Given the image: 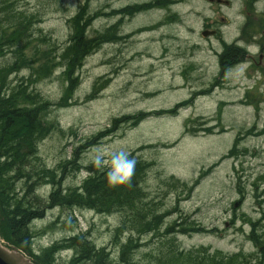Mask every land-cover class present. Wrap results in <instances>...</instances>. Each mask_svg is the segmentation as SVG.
<instances>
[{
  "label": "rangeland",
  "instance_id": "1",
  "mask_svg": "<svg viewBox=\"0 0 264 264\" xmlns=\"http://www.w3.org/2000/svg\"><path fill=\"white\" fill-rule=\"evenodd\" d=\"M83 1L13 0L16 10L33 19L31 41L24 53L38 57L35 49L47 48L58 53L71 33L68 19ZM147 1L90 0V11L103 14L91 23L88 36L112 25L117 35L114 42L104 43L85 57L76 71L77 85L70 105H54L66 86L59 66L51 76L34 83L27 82L35 78L28 68L10 75L12 85L26 83L29 90L52 103L47 117L59 124V129L37 142L36 160L27 165L38 167L40 162L56 168L61 176L59 162L72 159L73 150L100 129L112 130L115 125L112 134L106 138L98 135V142L80 154L82 163L98 160L109 167L117 152L133 153V158L149 163L143 186L152 201L148 208L168 212L162 225L176 222V230L186 218L185 222L201 227L190 233L174 232L180 248L202 245L210 252L242 251L257 258L259 250L248 237L251 226L246 220L256 222L258 233L264 231V55L260 73L251 68L254 62L250 59H257L264 51L239 38L247 17L264 18V0L250 5L244 0H228V5L178 0L168 9L151 8L132 16L116 11ZM171 13H177L179 19L167 21ZM211 28L218 30L216 35L200 34ZM222 40H237L249 52L241 56V63L219 74L216 53ZM13 60V52L8 51L0 58V66ZM138 115L143 116L135 120ZM71 168L67 164L63 188L85 176L83 170L74 172ZM50 188L45 187L46 194ZM44 199L42 212H36L38 217L29 222L37 230L45 228L38 235V248L89 231L94 242L115 250L129 235L121 232L115 240L114 228L124 216L132 220L134 213L102 215L54 200L46 204ZM48 224L52 226L47 228ZM137 233L132 230L130 236ZM162 234L138 233L140 246L134 249L133 257L139 264L154 262Z\"/></svg>",
  "mask_w": 264,
  "mask_h": 264
},
{
  "label": "trees",
  "instance_id": "2",
  "mask_svg": "<svg viewBox=\"0 0 264 264\" xmlns=\"http://www.w3.org/2000/svg\"><path fill=\"white\" fill-rule=\"evenodd\" d=\"M251 1L247 0L246 2L250 4ZM89 2L90 0H84L80 3L76 12L68 19L71 33L68 41L58 53L53 54L56 51L55 48H47L45 51L35 49L34 54H38V57H34L33 54L28 57L24 51L31 41L28 38L30 37L29 27L33 23L32 16L16 10L13 0H0V20L6 21V24L0 27V58L8 51L13 52L15 57L13 61L0 66L1 236L9 244L30 256L36 264H51V256L54 255L48 253L51 251V246H53L54 252L58 251L55 255L64 248H67L68 251L73 250L72 256L73 252L70 255L67 253L68 251L64 254L71 256V258L62 257L61 264H139L136 259L132 260L131 258L134 249L140 246L137 242L138 233L158 235L161 232L163 234L157 252L154 253L152 264H264V231L258 233L256 222L250 219L246 220L251 226L248 237L259 250L257 258L242 251L232 254H225L220 250L210 252L207 247L202 245L195 247V249H180L176 243L174 232L190 233V231L201 227L195 226L192 222H185L186 218L182 220L183 223L176 230L174 229L176 222H173L174 225L164 227L162 219L168 212L162 214L150 210L152 201L146 195L143 196V192L137 191L135 180L129 179L125 183L110 184L106 176L109 171L108 165L102 166L98 160L87 164L80 161V154L98 142L95 139L100 135V132L87 138L83 144L74 149L72 159L59 162L58 168L62 170L61 176H57L59 170L43 166L39 161L41 166L29 168L27 163L33 162L32 159L36 160L37 142L56 128L59 129V126L57 121H52L47 117V110L50 109L52 103H49L37 91L29 90L26 83L20 81L12 85L9 77L18 73L21 67L27 66L32 68L34 71L32 77H35L28 78L27 82L34 83L52 73L54 68L59 66L62 69L61 76L66 81V86L54 105L57 107L70 105V99L77 85L78 75L76 71L81 67L85 57L104 43L114 42L117 35L115 25H112L105 28L103 32L96 30L97 32L88 36L91 23L103 14L101 11H90ZM170 3L171 0H154V8L167 9ZM151 6V2H147L133 7H124L120 12L123 16H132L136 12L150 9ZM168 16V19H172L171 15ZM258 20L248 18L246 27L253 28L254 33H257L258 29L264 27V18ZM35 21L38 20L35 19ZM246 35H250L249 32H246ZM240 53L242 54V49H240ZM236 55H239V47L235 44H224L222 52L219 54L220 66L223 67L231 57ZM91 96L92 94L89 95V97ZM166 112L169 111L166 110ZM142 116H136L135 120ZM115 128L114 125L112 130H105V135L112 134ZM67 164L71 165L72 171L80 172L83 170L85 176L71 187L63 188L61 180L68 172ZM148 165V162L136 159V166L131 177H142ZM173 181L179 183L177 180ZM261 183H264V179ZM47 185L51 187L50 194H46L44 190ZM36 186V191L42 195L32 194L31 189H35ZM42 197H45L46 204L48 201V204L53 203L54 200L60 205L83 207L100 214L134 213L132 220H128V217L124 216L121 224L114 228L115 240L119 239V233L129 232V235L120 244V246L122 245L120 253L108 252L104 245L102 247L93 245L88 240L89 231H87L65 237L59 243L53 242L50 247L47 246L44 251H41L45 257H40V252H35L31 248V240L28 239L30 236L28 232L27 234L25 232L30 227L29 222L38 217L39 212H41ZM62 200L68 202L63 204ZM121 210L123 211L121 212ZM33 211L39 214L34 215L36 212ZM184 224L185 226H183ZM51 226L48 224L46 227L50 228ZM262 226L264 228V224ZM2 227L8 231V234L3 231ZM132 230L138 232L136 237L130 236ZM261 230L263 229L261 228Z\"/></svg>",
  "mask_w": 264,
  "mask_h": 264
},
{
  "label": "bare ground",
  "instance_id": "3",
  "mask_svg": "<svg viewBox=\"0 0 264 264\" xmlns=\"http://www.w3.org/2000/svg\"><path fill=\"white\" fill-rule=\"evenodd\" d=\"M172 4V3H171ZM172 15H175V13H172ZM0 27L1 26H4L5 24H6V21L5 20H0ZM238 51V50H237ZM237 56V55H236ZM236 56H233V57H231L230 59H229V61H228V63H226L224 66H223V72H226V71H228L229 69H230V67H231V65L233 64V62L235 61V59H236ZM13 58H15L14 56H13ZM24 68H28L31 72V74H33L34 75V71L32 70V68L31 67H21L20 69H19V71H22ZM18 71V72H19ZM52 75V73H50L49 75H47V76H45V77H43V78H41V80L42 79H45V78H47V77H49V76H51ZM36 76V75H35ZM57 121V120H56ZM57 125H59L58 124V121H57ZM98 132H100V137H101V135H102V137H105L106 138V136L107 135H109V134H106L105 135V128H103V129H100V131H98ZM101 137V138H102ZM38 141V140H37ZM36 141V142H37ZM129 155H130V158H133V153H129ZM135 159V158H134ZM136 160V159H135ZM130 179H132V180H135V185H136V189H137V191L138 192H143V196L144 195H146V190H145V188H144V186H143V175H142V177H131ZM37 190V186L35 187V190H34V188L33 189H31V192H32V194L34 193V195H37V194H41L42 195V193H40L39 191H36ZM15 194V193H14ZM45 196V195H44ZM43 199H44V197H42ZM141 198H143V197H141ZM63 204H65V203H67L68 201L67 200H62L61 201ZM34 205H37V204H34ZM37 206H40V205H37ZM81 209H83V207H80ZM70 209L71 210H79L77 207H70ZM80 209V211H83V210H81ZM42 210H43V207L41 208V212H42ZM85 210H87V209H85ZM91 212H92V210L91 209H89ZM33 212H36V211H33ZM93 212H95V211H93ZM95 213H97V212H95ZM112 213H114V212H111V213H103L102 215H107V214H112ZM44 214V213H43ZM71 220H72V218H70ZM40 231L41 232H44L45 231V229H43V228H40V230L38 229H36V228H34V227H32V226H30L27 230H26V234H27V232H28V235L30 236V237H28V239H29V241L31 240V248L35 251V252H40V257L41 256H44L43 255V252H41V251H44V249L48 246V247H50L51 245L49 244V245H47V246H42V247H39L38 248V235L40 234ZM70 235H68V236H65V237H69ZM64 237V238H65ZM64 238H62V239H60V240H56V241H54L55 243H59V242H62V240L64 239ZM88 240L93 244V245H98L99 247H102V245H99V244H97L96 242H94L93 240H92V238H91V236L89 235L88 236ZM121 242V241H120ZM52 244V243H51ZM105 247V249L106 250H108V252H115V253H117L118 254V252L120 253V251H121V247H122V245L120 246V247H118V248H116L115 250H111V248L109 247V246H104ZM180 249H183V248H180ZM50 250L51 251H49L48 253L49 254H54V255H52L51 257H52V259H51V264H61L62 263V261H57V260H59V259H62V257H68V259H70L71 258V256L74 254V252H73V254L71 255V256H65L64 254L68 251V249L67 248H64V250L62 249L58 254H56L55 255V253L56 252H58V251H55L54 252V250H53V246H51V248H50ZM69 252V251H68ZM45 254H46V252H44ZM46 256H47V254H46ZM45 257V256H44ZM132 260H134V257H133V254H132ZM74 264H76V263H74Z\"/></svg>",
  "mask_w": 264,
  "mask_h": 264
},
{
  "label": "clouds",
  "instance_id": "4",
  "mask_svg": "<svg viewBox=\"0 0 264 264\" xmlns=\"http://www.w3.org/2000/svg\"><path fill=\"white\" fill-rule=\"evenodd\" d=\"M135 166L136 160L130 158L128 152H117L109 164V171L106 174L108 182L113 185L125 183L132 176Z\"/></svg>",
  "mask_w": 264,
  "mask_h": 264
},
{
  "label": "water",
  "instance_id": "5",
  "mask_svg": "<svg viewBox=\"0 0 264 264\" xmlns=\"http://www.w3.org/2000/svg\"><path fill=\"white\" fill-rule=\"evenodd\" d=\"M220 1V0H217ZM204 35L208 32H203ZM0 264H34L16 249H7L0 243Z\"/></svg>",
  "mask_w": 264,
  "mask_h": 264
},
{
  "label": "flooded vegetation",
  "instance_id": "6",
  "mask_svg": "<svg viewBox=\"0 0 264 264\" xmlns=\"http://www.w3.org/2000/svg\"><path fill=\"white\" fill-rule=\"evenodd\" d=\"M152 2H153V5H154V0H152Z\"/></svg>",
  "mask_w": 264,
  "mask_h": 264
}]
</instances>
